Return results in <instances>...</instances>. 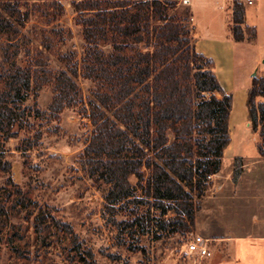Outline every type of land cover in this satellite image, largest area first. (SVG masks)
I'll return each mask as SVG.
<instances>
[{"label": "trees", "instance_id": "16d2710c", "mask_svg": "<svg viewBox=\"0 0 264 264\" xmlns=\"http://www.w3.org/2000/svg\"><path fill=\"white\" fill-rule=\"evenodd\" d=\"M21 1L0 2L3 63L9 61L8 48L17 55L19 29L28 19ZM71 5L85 43L82 75L102 87L94 92L95 101L89 102L93 131L82 153L89 175L108 186L104 196L108 209L129 201L139 187L162 215L173 213L167 223L159 221L160 228L168 224L187 230L194 223L195 199L207 191L209 177L221 170L223 153L231 142L232 108V95L221 88L213 61L195 51L189 9L178 8L177 0H80ZM231 11L233 40L252 43L256 34L244 24L243 1L234 0ZM102 44L112 50L105 53ZM45 47L49 48L48 43ZM59 59L66 70L55 77L49 106L55 114L79 100L73 80L78 66L71 64V54ZM36 78L35 70L17 66L14 60L2 70L3 139L15 134L14 127L24 114L18 105L41 88V84L33 86ZM245 105L248 124L257 133L258 157L264 159V76L251 78ZM235 161V166L242 165L239 158ZM131 176L137 178L136 186L130 183ZM39 218L43 219L42 213ZM41 222L35 221L36 230Z\"/></svg>", "mask_w": 264, "mask_h": 264}, {"label": "rangeland", "instance_id": "374dc122", "mask_svg": "<svg viewBox=\"0 0 264 264\" xmlns=\"http://www.w3.org/2000/svg\"><path fill=\"white\" fill-rule=\"evenodd\" d=\"M78 1L22 0L28 19L19 29L18 53L14 57V49L8 48V63L0 57V74L14 60L37 72L33 86L41 84L18 105L24 114L15 134L9 139L0 135V264H222L220 257L227 256L223 239L264 235V188L258 178L245 175L244 162L258 154L244 102L235 99L231 147L220 172L209 178L205 194L195 199L194 223L187 230L168 224L160 228L159 221L173 213L162 215L139 187L129 201L108 209L104 199L108 186L89 175L82 158L93 131L89 102L102 87L82 75L85 43L71 5ZM101 48L105 53L112 50L108 44ZM62 54H71V64L78 66L73 80L79 100L55 114L49 106L55 77L66 70L59 59ZM169 138L172 141V135ZM237 156L243 158L240 167L235 166ZM129 181L137 185L135 176ZM37 219L42 221L38 230ZM195 235L209 240V256L201 258L188 250ZM254 247L264 254V246L243 244L240 249ZM232 256L224 264H234Z\"/></svg>", "mask_w": 264, "mask_h": 264}, {"label": "crops", "instance_id": "0c3cea01", "mask_svg": "<svg viewBox=\"0 0 264 264\" xmlns=\"http://www.w3.org/2000/svg\"><path fill=\"white\" fill-rule=\"evenodd\" d=\"M181 1L177 0V5L190 11L189 26L196 53L213 61L214 73L221 88L226 94L232 95L231 121L235 99H241L245 105L251 78L264 76V0H251V3L242 0L244 24L253 28L256 34L252 43L235 42L232 38L231 8L234 0H188L187 5H183ZM253 69L255 71L252 73ZM247 125L250 127L248 121ZM229 133L232 137L230 129ZM253 134L257 138V133ZM231 144L225 149L223 158ZM233 158L243 159L240 156ZM244 164L246 177L258 178L261 187L264 188V159L257 156L253 161H245ZM222 241L227 249L225 253L227 256L220 257L222 264L231 255L234 256H232L234 264H264V254L258 247H254L253 250L246 249L247 252L240 249L243 244L245 248L252 245L264 246V235L235 236Z\"/></svg>", "mask_w": 264, "mask_h": 264}, {"label": "built area", "instance_id": "2783aa9c", "mask_svg": "<svg viewBox=\"0 0 264 264\" xmlns=\"http://www.w3.org/2000/svg\"><path fill=\"white\" fill-rule=\"evenodd\" d=\"M244 1L251 3V0H244ZM181 3L183 5H187L188 0H182ZM190 21H191V18H190ZM208 244H209L208 239H205L201 236L195 235L188 245V250L191 252L198 253L199 257H201V258L205 257V256H209L210 251H209V245Z\"/></svg>", "mask_w": 264, "mask_h": 264}]
</instances>
